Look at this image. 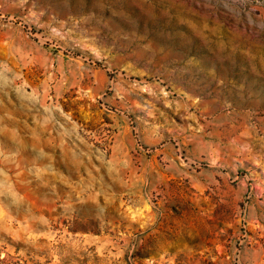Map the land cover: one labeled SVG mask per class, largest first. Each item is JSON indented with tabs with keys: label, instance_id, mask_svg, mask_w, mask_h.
Returning <instances> with one entry per match:
<instances>
[{
	"label": "rangeland",
	"instance_id": "rangeland-1",
	"mask_svg": "<svg viewBox=\"0 0 264 264\" xmlns=\"http://www.w3.org/2000/svg\"><path fill=\"white\" fill-rule=\"evenodd\" d=\"M0 264H264V0H0Z\"/></svg>",
	"mask_w": 264,
	"mask_h": 264
}]
</instances>
